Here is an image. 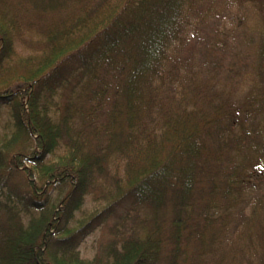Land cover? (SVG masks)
<instances>
[{"label": "trees", "instance_id": "16d2710c", "mask_svg": "<svg viewBox=\"0 0 264 264\" xmlns=\"http://www.w3.org/2000/svg\"><path fill=\"white\" fill-rule=\"evenodd\" d=\"M21 1L30 11L51 3ZM214 1L85 0L90 5L78 20L51 34L36 67L0 82V105L10 104L14 119L11 137L0 143V264H264V195L244 193L247 179L264 181V140L260 131L247 129L241 107L207 96L201 105L193 92V57L203 45L198 32ZM0 4L8 14V0ZM4 14L0 9V62L12 54L18 25ZM262 24L256 42L259 91L247 106L262 115L264 135ZM78 74L88 78L80 106L64 104L52 119L41 99ZM21 136L39 150L32 160H42L62 141L68 148L43 174L69 184L59 207L26 223L20 200L40 210L43 202L29 179L28 196L10 199L6 170L32 156L30 145L17 143ZM221 145L228 161L240 156L251 170L220 172L213 149ZM113 155L124 160L113 199L68 227L95 173H104ZM257 167L260 172H253ZM163 206L166 226L124 239L107 261L77 256L78 245L99 224L121 221L130 209L156 212Z\"/></svg>", "mask_w": 264, "mask_h": 264}, {"label": "rangeland", "instance_id": "374dc122", "mask_svg": "<svg viewBox=\"0 0 264 264\" xmlns=\"http://www.w3.org/2000/svg\"><path fill=\"white\" fill-rule=\"evenodd\" d=\"M44 7L38 6V10L30 11L21 0H8L10 11L6 14V7H0L5 11L3 16H14L18 25L13 33L12 54L0 62V82H8L14 76L23 74L27 69L36 67L37 61L48 51L47 41L54 30L59 31L62 26H70L82 15L85 7L90 5L85 0H49ZM1 5V4H0ZM1 17V16H0ZM206 24L199 29L202 43L194 55V94L198 97V103L203 104L204 97H212L214 101L235 104L244 110V124L247 129L260 131L258 138L264 140L262 133V115L256 107L247 106L257 97L259 91L260 76L258 74L259 59L256 50V42L260 28L264 21V0H223L214 1L210 6V12L206 17ZM19 31H18V30ZM210 40L205 44L208 35ZM79 74L57 89L51 98H42L40 104L45 101L48 114L56 120L64 108V104L80 103L79 92L81 86L87 81V76ZM29 86V85H28ZM25 89H23L24 91ZM27 98V95H25ZM76 106H80V104ZM26 100L24 101V106ZM10 104L0 105V143L11 137L14 131L12 107ZM250 133V132H249ZM251 134V133H250ZM22 138V139H21ZM18 144L25 143L27 155L23 160V166L16 164L8 176L9 188L14 193L10 198L28 196L31 192L27 187V179L31 180V188L35 191L37 200L43 202L42 209L29 208L26 199H22L20 208L21 221L26 223L29 217H40L48 209L57 210L59 201L68 189L67 180H51L43 177L44 168L55 162L59 157L67 153L65 143L46 155L42 160H32L38 154V149L32 147V139L21 136ZM16 143V144H17ZM224 145L214 147L213 151L218 156L216 163L221 165L220 172H231L234 166L239 172H249L250 166H245L242 157L223 155L226 149ZM30 157L32 159H30ZM228 161V162H227ZM253 172H260L259 167ZM124 176V160L113 155L105 163L104 173H95V180L84 195L83 203L68 223V227H76L80 221L89 214L101 210L108 200L113 199L115 190L122 184ZM33 186V187H32ZM6 188V187H5ZM4 188V189H5ZM244 193L248 195H264V181L260 177L247 179ZM259 189V190H258ZM6 191V189H5ZM23 196V197H20ZM167 206H163L156 212L146 207L130 209L123 220L110 219L94 228L77 247L79 258L84 260H96L100 263L107 261L113 248L129 237L137 236L141 232L153 229L155 225L166 223ZM59 224L61 220L58 221Z\"/></svg>", "mask_w": 264, "mask_h": 264}]
</instances>
